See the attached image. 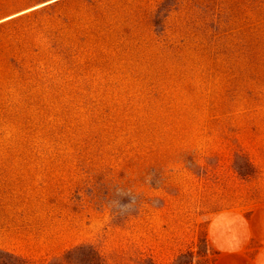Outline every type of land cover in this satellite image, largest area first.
Segmentation results:
<instances>
[{
  "label": "rangeland",
  "instance_id": "obj_1",
  "mask_svg": "<svg viewBox=\"0 0 264 264\" xmlns=\"http://www.w3.org/2000/svg\"><path fill=\"white\" fill-rule=\"evenodd\" d=\"M46 1L0 0V248L211 264L264 204V0Z\"/></svg>",
  "mask_w": 264,
  "mask_h": 264
},
{
  "label": "crops",
  "instance_id": "obj_2",
  "mask_svg": "<svg viewBox=\"0 0 264 264\" xmlns=\"http://www.w3.org/2000/svg\"><path fill=\"white\" fill-rule=\"evenodd\" d=\"M209 238L217 251L211 264H264V204L215 215Z\"/></svg>",
  "mask_w": 264,
  "mask_h": 264
},
{
  "label": "trees",
  "instance_id": "obj_3",
  "mask_svg": "<svg viewBox=\"0 0 264 264\" xmlns=\"http://www.w3.org/2000/svg\"><path fill=\"white\" fill-rule=\"evenodd\" d=\"M51 1V0H49ZM46 1L45 5L39 8L57 4L62 0ZM49 2V3H47ZM36 8V9H39ZM0 264H107L102 254L92 245H78L68 249L61 256L44 260L36 261L28 259L14 252L0 248Z\"/></svg>",
  "mask_w": 264,
  "mask_h": 264
}]
</instances>
